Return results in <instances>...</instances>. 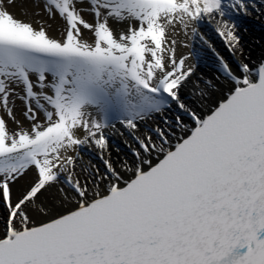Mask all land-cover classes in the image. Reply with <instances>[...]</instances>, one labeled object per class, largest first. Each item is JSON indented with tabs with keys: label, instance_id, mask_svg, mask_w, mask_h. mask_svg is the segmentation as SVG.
Returning a JSON list of instances; mask_svg holds the SVG:
<instances>
[{
	"label": "snow or ice",
	"instance_id": "obj_1",
	"mask_svg": "<svg viewBox=\"0 0 264 264\" xmlns=\"http://www.w3.org/2000/svg\"><path fill=\"white\" fill-rule=\"evenodd\" d=\"M253 13L264 0H0V264H264Z\"/></svg>",
	"mask_w": 264,
	"mask_h": 264
},
{
	"label": "bare ground",
	"instance_id": "obj_2",
	"mask_svg": "<svg viewBox=\"0 0 264 264\" xmlns=\"http://www.w3.org/2000/svg\"><path fill=\"white\" fill-rule=\"evenodd\" d=\"M30 10L31 5H27ZM18 16L20 15L18 9H12ZM24 18V17H22ZM249 20V22H248ZM260 22L261 27L259 28L257 25L252 22ZM237 34L240 36V49H242V55L251 57L253 59L259 58L261 55H264V14H256L253 13L250 16H245L244 21H240L238 23L237 27ZM211 41L214 43V46L216 47L217 51L224 56L228 60H233L234 57L231 55V53H228L225 47L222 46L221 42L216 38V36H213L209 34ZM178 40L183 41L184 43L188 44V47H179L178 52L183 53L187 55L191 49H192V43L188 40V37L184 35H180L176 37ZM197 48L200 47V44L197 43L195 45ZM237 57H241V52H237ZM194 62V61H193ZM198 74H209L211 75L213 73V67L211 64V60L202 54V58L200 63L197 67ZM111 142L115 147L123 148V138L120 136L119 131L116 132L115 135L111 137ZM87 159V157H85Z\"/></svg>",
	"mask_w": 264,
	"mask_h": 264
},
{
	"label": "rangeland",
	"instance_id": "obj_3",
	"mask_svg": "<svg viewBox=\"0 0 264 264\" xmlns=\"http://www.w3.org/2000/svg\"><path fill=\"white\" fill-rule=\"evenodd\" d=\"M258 24L257 26L259 27V28H263V26L261 27V23L258 21V22H256V21H254V24ZM197 74H198V70H197Z\"/></svg>",
	"mask_w": 264,
	"mask_h": 264
}]
</instances>
